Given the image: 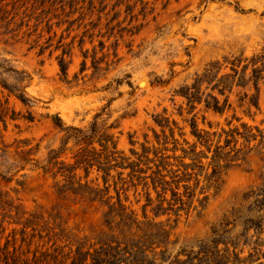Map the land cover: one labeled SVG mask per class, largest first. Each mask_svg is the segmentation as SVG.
I'll list each match as a JSON object with an SVG mask.
<instances>
[{
    "label": "rangeland",
    "instance_id": "rangeland-1",
    "mask_svg": "<svg viewBox=\"0 0 264 264\" xmlns=\"http://www.w3.org/2000/svg\"><path fill=\"white\" fill-rule=\"evenodd\" d=\"M89 2L8 0V15L4 20L0 16V80L16 83V76L6 74L1 66L25 73L29 78L24 86L34 99L27 108L11 98L9 107L22 116L31 112L35 117L33 123L20 119L8 121L7 128L0 124V245L10 241L8 251L15 253L21 264L26 260L32 264L43 254L50 262L52 256L65 259L79 246L97 249L120 234L105 226L108 208L104 203L62 192L68 187L69 173L58 174L56 161L48 164L51 152H60L65 138L54 124L58 117L66 127L83 131L97 124L96 141L108 138L110 148L114 143L132 161L136 158L131 151L141 153L143 146L166 149L173 171L183 170L175 158L185 157L183 151L189 152L197 144L204 171L190 172L193 176L188 186L195 196L192 207L178 211L176 206V214L160 218L154 217L151 208L147 214L152 223L172 229L171 241L176 246L169 248V256L182 250L198 252L226 217L238 212L241 218H255V210L262 207V199L256 204L257 199L247 195L264 187V82L260 83V111L253 109V118L240 104L244 93H254L252 85L246 90L234 89L230 96L233 109L224 115L205 110L204 104L189 113L187 101L176 93L192 85L212 63L225 65V58H253L264 51V0H146L144 12L138 0H105L101 5L100 0H94L95 9ZM62 59L68 68L67 78L61 73ZM226 73L230 71L222 75ZM218 97L222 102L225 99ZM158 116L170 122L174 137L170 129L156 124ZM194 116L198 129L209 136L207 144L192 135ZM242 124L252 128L254 140L234 137V143L224 149L230 131L244 132ZM94 147L101 153L98 143ZM86 148V142L77 146L71 140L58 162L72 168L80 149ZM218 148L233 162L222 170L217 190L207 188L215 185L207 177L214 170ZM184 163L190 165L192 160L187 157ZM226 164L222 160L221 165ZM47 166L49 172L43 169ZM118 172L121 170L112 171L108 183L107 198L112 204L118 198ZM128 174L124 172L125 178ZM79 178L83 185L105 188L97 166L88 178L83 169L78 170ZM118 190L138 221H145L143 207L149 191L132 184L119 185ZM179 194L191 203L184 197V184ZM150 195L156 202L158 196L152 188ZM205 197L204 209L200 201ZM171 199L169 191L167 200ZM27 221L31 227L25 229ZM260 239L264 244V233ZM249 253L247 248L244 257Z\"/></svg>",
    "mask_w": 264,
    "mask_h": 264
},
{
    "label": "trees",
    "instance_id": "trees-1",
    "mask_svg": "<svg viewBox=\"0 0 264 264\" xmlns=\"http://www.w3.org/2000/svg\"><path fill=\"white\" fill-rule=\"evenodd\" d=\"M7 1L0 0L1 20H4L8 15L7 8L11 4L7 3ZM100 1L101 5L105 0ZM138 1L141 2L144 9L142 12H144L148 7V3L144 4L146 0ZM119 4L120 2L115 5V8ZM89 5L95 9L94 0H90ZM13 6H15V3ZM128 11L130 10L128 9ZM225 63V65H220V63L208 65L203 74L196 76L192 85L182 87L176 94L187 101L189 113L194 112L197 106L204 104L205 110L224 115L233 109L230 96L234 89L241 88L246 90L252 85L251 89L254 90V93L252 95L248 92L244 93L240 99V104L241 108L246 107L245 114L253 118V109L256 112L260 111V83L264 82V51L253 58H225ZM59 65L63 77L67 78L68 68L66 67L65 59L60 60ZM1 68L8 75H15L16 83L10 85L7 81L0 80V124L7 128L8 121L16 122L20 119L33 123L35 117L31 112L27 116H22L21 113H17L15 109L9 107L11 98H14L27 108H31V105L34 104V99L26 91L27 86H24L29 76L12 68L4 66H1ZM94 69L97 68L95 67ZM250 69L251 74L248 75ZM227 70L230 73L222 75V72ZM204 87L205 89L203 90ZM208 91L210 92L207 93ZM215 93L224 97V101L222 102ZM155 121L162 129H170V122L167 119L158 116ZM54 124L65 133V138L61 151L51 152L48 164L56 161L54 166L56 168L57 166L59 167L58 174L69 173L68 187L63 188L62 192L71 191L92 203H104L108 208L104 215L105 226L112 233L115 230H119L120 234L118 237L113 235L114 237L111 241L100 243L97 249L85 250L84 247L79 246L75 252H71L65 259L52 256L51 263L48 262V256L43 254L41 258H35L32 264H264L261 262V259L264 258V244L260 239L264 233V215L261 214V212H264V209H262L264 208V187L259 189V192L252 191L247 195V198H256V204L260 202V199L263 200L262 207H257L255 210V218H241L240 213H232L218 227L213 228L210 242L201 243L198 252L182 250L175 257H172L169 256V248L176 246V243L171 241L172 229L168 230V226L163 223H152V220H149L147 209L151 208L154 217L160 218L171 213L176 214L174 210L176 206H179L178 211L192 207V199L195 196L188 186L193 176V173L190 172H194L196 169L204 171L200 164L203 155L197 153V144L192 146L189 152L183 151L185 157L175 158V160H179L183 170L173 171L170 158L165 155V152L168 151L166 149L152 150L143 146L141 153L134 150L131 151L132 157L136 158V161H132L131 158L119 152L114 143H111L112 147L110 148V140L108 138L103 139L102 137L96 141L99 131L97 124H94L89 131L66 127L58 117L54 119ZM190 126L193 130L192 135L197 141L202 145L207 144L209 136L198 129L196 116L192 118ZM241 126L244 130L243 133H240V129H234L228 133V137H231V139L227 140L224 149L229 148L234 143V137H241L245 142L254 140L255 136L252 128L246 124ZM170 131L171 137H174L173 131L171 129ZM71 140L77 146L82 142H86L87 148L84 150L80 149L81 152L75 157V166L67 168L63 162L59 163L58 160ZM95 143L100 145L101 153L96 152ZM185 143L188 144L187 141ZM152 154L154 158H151ZM187 157L192 160V164L184 163V159ZM222 160L227 162L225 166L221 165ZM230 162H233V160L222 153V148H218L213 157L214 170L207 177V180L214 182L215 185H210L207 188L219 189V182L222 181L221 172L223 169L228 168ZM96 166L98 172L103 176L105 185L103 190L93 188L88 183L83 185L81 178L77 179L78 170L83 169L86 172V178H88L90 170ZM43 169L46 172L50 171L48 166L43 167ZM113 170H121V172H118V183H115V189L118 194L117 202L112 204L111 198L107 197L110 189L108 183L112 177ZM125 171H129L127 178L124 176ZM149 172H151V175L148 177ZM128 184H132L133 187L143 185L149 191L147 204L143 207L145 219L143 222L138 221L136 214L130 211L121 200L118 186L124 187ZM182 184L185 187L184 197L191 200V203L190 201H185L179 194V187ZM150 188L158 196L156 202L151 198ZM169 191L172 194L171 201L167 200ZM207 200L208 198L205 197L200 201L204 209ZM30 224V221H27L24 224L25 229L31 227ZM4 231L2 229V233ZM252 231L254 235L251 236ZM226 236L233 237L227 238ZM9 243L10 241H7L3 247L0 245V264H21L15 253L8 251ZM221 246H223L222 249L220 248ZM247 248H250V253L248 257H244ZM182 257L186 259L183 260ZM23 264L30 263L26 260Z\"/></svg>",
    "mask_w": 264,
    "mask_h": 264
},
{
    "label": "water",
    "instance_id": "water-1",
    "mask_svg": "<svg viewBox=\"0 0 264 264\" xmlns=\"http://www.w3.org/2000/svg\"><path fill=\"white\" fill-rule=\"evenodd\" d=\"M144 85V82L143 83H141V86H143Z\"/></svg>",
    "mask_w": 264,
    "mask_h": 264
}]
</instances>
